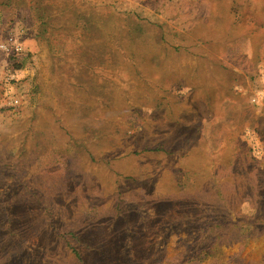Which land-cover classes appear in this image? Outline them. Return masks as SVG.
<instances>
[{"label":"rangeland","instance_id":"374dc122","mask_svg":"<svg viewBox=\"0 0 264 264\" xmlns=\"http://www.w3.org/2000/svg\"><path fill=\"white\" fill-rule=\"evenodd\" d=\"M1 43L0 264H264V0H0Z\"/></svg>","mask_w":264,"mask_h":264},{"label":"built area","instance_id":"2783aa9c","mask_svg":"<svg viewBox=\"0 0 264 264\" xmlns=\"http://www.w3.org/2000/svg\"><path fill=\"white\" fill-rule=\"evenodd\" d=\"M14 49L16 50V52H19V51H21L22 48L20 46H15ZM0 51L9 52L10 51L9 45L5 44V43H1L0 44Z\"/></svg>","mask_w":264,"mask_h":264},{"label":"trees","instance_id":"16d2710c","mask_svg":"<svg viewBox=\"0 0 264 264\" xmlns=\"http://www.w3.org/2000/svg\"><path fill=\"white\" fill-rule=\"evenodd\" d=\"M76 257H79V258H80V255H79V253H76Z\"/></svg>","mask_w":264,"mask_h":264}]
</instances>
